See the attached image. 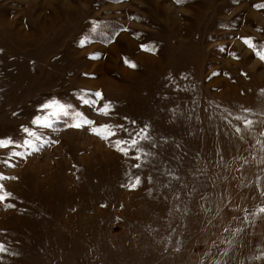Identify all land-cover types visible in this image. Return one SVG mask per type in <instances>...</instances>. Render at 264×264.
Masks as SVG:
<instances>
[{
  "label": "rangeland",
  "instance_id": "374dc122",
  "mask_svg": "<svg viewBox=\"0 0 264 264\" xmlns=\"http://www.w3.org/2000/svg\"><path fill=\"white\" fill-rule=\"evenodd\" d=\"M257 5L0 0V264H264Z\"/></svg>",
  "mask_w": 264,
  "mask_h": 264
},
{
  "label": "snow or ice",
  "instance_id": "6c2138e0",
  "mask_svg": "<svg viewBox=\"0 0 264 264\" xmlns=\"http://www.w3.org/2000/svg\"><path fill=\"white\" fill-rule=\"evenodd\" d=\"M257 7H264V5H257ZM245 43L248 44L249 47L253 48L255 51V54L261 59L264 60V50L257 48V46L250 40V39H245ZM128 62V61H126ZM132 67H135L134 64L131 65ZM96 95H100V93H96ZM45 108H54L56 109V111L53 113L54 115H59L61 112L64 115H67V110L65 108V106L63 104H60L58 101H53L50 104L45 105ZM107 107L104 111V114H107ZM87 123H92L91 121H86ZM36 123L38 125L44 126V127H49L50 125L48 124L47 120L44 121H40L37 120ZM246 124H250L251 121H245ZM76 127H80V124H76ZM25 131L27 132L28 129H25ZM239 131V129H238ZM30 135H35V133H29ZM11 141H0V147H4V146H8L9 144H11ZM27 143V142H26ZM133 144H135V141H133ZM29 147H31V144H29ZM136 183H139V180L136 181ZM9 194L5 193L4 195H0V200H4L6 199V197ZM261 212H264V208L260 209ZM0 251H4L3 247L0 246Z\"/></svg>",
  "mask_w": 264,
  "mask_h": 264
}]
</instances>
